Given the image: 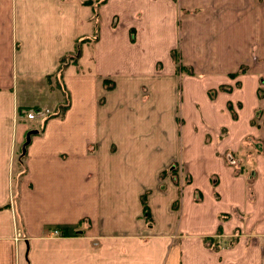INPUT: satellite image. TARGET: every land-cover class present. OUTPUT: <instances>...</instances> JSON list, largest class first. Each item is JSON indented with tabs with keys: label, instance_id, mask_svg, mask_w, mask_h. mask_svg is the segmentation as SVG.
Wrapping results in <instances>:
<instances>
[{
	"label": "crops",
	"instance_id": "0c3cea01",
	"mask_svg": "<svg viewBox=\"0 0 264 264\" xmlns=\"http://www.w3.org/2000/svg\"><path fill=\"white\" fill-rule=\"evenodd\" d=\"M253 45L264 50V0H0V264H264L252 89H234L245 123L192 144L182 192L126 132L138 124L125 99L163 93L168 75L178 88L172 53L221 82L251 65ZM256 71L238 76L256 79L264 61ZM31 107L53 112L31 120Z\"/></svg>",
	"mask_w": 264,
	"mask_h": 264
},
{
	"label": "rangeland",
	"instance_id": "374dc122",
	"mask_svg": "<svg viewBox=\"0 0 264 264\" xmlns=\"http://www.w3.org/2000/svg\"><path fill=\"white\" fill-rule=\"evenodd\" d=\"M172 54L177 68L176 74L181 77L180 83H175L178 88L174 87V76L168 75L163 93L159 90L152 92L149 88L150 86H145V89L140 93L141 99L138 97L125 99V105L129 107L126 108V111L131 110L128 115L132 116L134 112V121L138 124L135 129L129 128L126 132L128 134L138 133L141 140L151 142L150 149H156V157L162 159L160 160L161 164L160 162L157 163L158 168L165 162L161 175L164 178L167 177L168 188L172 187L173 184L181 191L188 184L186 169L181 161H184V156L192 147V144L202 141L203 138L212 140L215 135L222 138L228 134L225 126L222 128V131L219 128L220 125L216 127L215 123L217 122L228 121L230 119H237L239 122L247 120V109L249 108L243 107V100L235 97L236 92L240 89L245 93L252 89L253 94L257 95L253 96L252 121L255 123L259 121V117L263 111L259 103L261 101L264 103V72L258 75L256 79L253 77L252 81L248 80L245 76L243 78L244 82L240 80V76L238 75L247 73L249 70L257 74L258 62L264 61V50L253 45L247 51L248 60L252 61L251 65L244 63L233 75L232 73L229 74L232 75L229 78H235L234 81L227 78L221 82L201 81V78H198V76H202V74L196 71L197 66H195V61H182L179 52L176 51L175 54ZM68 62H70L68 59L62 60L59 69H62ZM159 64L161 66L162 61H159ZM186 77L189 80H186ZM246 80L247 82H245ZM186 86L188 87V91L186 90ZM206 86L209 89L204 91ZM219 91L220 93L228 94L230 97H227L226 94L217 96ZM196 100L198 101V105H196ZM66 102L67 98L65 97L62 103ZM188 104H191L193 108L188 109ZM62 105L57 110V113H62L64 108ZM184 107L186 111H184ZM239 109H241V112L237 115V110ZM26 110L27 112L39 110L36 117L31 119L36 121L37 119L42 121L49 113L53 112L49 108L38 107H31ZM142 147L144 146L142 145ZM211 147L215 146L211 145ZM144 148L149 149V146ZM228 154L230 159H233L232 153ZM178 206L177 200L174 202L173 208H178ZM52 234L60 235L62 233L59 230H53Z\"/></svg>",
	"mask_w": 264,
	"mask_h": 264
},
{
	"label": "water",
	"instance_id": "95a60500",
	"mask_svg": "<svg viewBox=\"0 0 264 264\" xmlns=\"http://www.w3.org/2000/svg\"><path fill=\"white\" fill-rule=\"evenodd\" d=\"M37 129H30L25 134V141L22 144V151H25V145L30 141V137L32 134L36 133Z\"/></svg>",
	"mask_w": 264,
	"mask_h": 264
},
{
	"label": "built area",
	"instance_id": "2783aa9c",
	"mask_svg": "<svg viewBox=\"0 0 264 264\" xmlns=\"http://www.w3.org/2000/svg\"><path fill=\"white\" fill-rule=\"evenodd\" d=\"M38 111H39V110H36V111L32 110V111H29V112H27L26 117H27V118H30V119H33V118L36 117V115L39 113Z\"/></svg>",
	"mask_w": 264,
	"mask_h": 264
},
{
	"label": "trees",
	"instance_id": "16d2710c",
	"mask_svg": "<svg viewBox=\"0 0 264 264\" xmlns=\"http://www.w3.org/2000/svg\"><path fill=\"white\" fill-rule=\"evenodd\" d=\"M142 206H143V209L146 210L147 209V206H146V202H145V195L142 196Z\"/></svg>",
	"mask_w": 264,
	"mask_h": 264
}]
</instances>
